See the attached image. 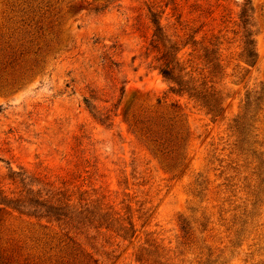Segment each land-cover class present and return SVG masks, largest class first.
<instances>
[{"label": "rangeland", "instance_id": "obj_1", "mask_svg": "<svg viewBox=\"0 0 264 264\" xmlns=\"http://www.w3.org/2000/svg\"><path fill=\"white\" fill-rule=\"evenodd\" d=\"M245 1L0 0V189L12 190L11 171L24 168L118 218L67 236L1 210L2 255L20 264H264V0H249L253 65L239 57ZM148 7L162 12L172 40L201 24L197 39L218 36L219 115L168 90ZM196 54L187 65L198 76ZM246 91L259 104L250 145L239 147L230 125ZM142 127L160 133L159 146ZM128 222L134 232L122 237L117 227Z\"/></svg>", "mask_w": 264, "mask_h": 264}, {"label": "trees", "instance_id": "obj_2", "mask_svg": "<svg viewBox=\"0 0 264 264\" xmlns=\"http://www.w3.org/2000/svg\"><path fill=\"white\" fill-rule=\"evenodd\" d=\"M175 9V8H173ZM249 0H246L240 7L238 14V26L241 28V51L240 59L247 65H253L257 59L255 40L250 29L251 14ZM162 13V12H160ZM160 13L152 7H148V18L153 27L152 36L149 40L151 49L157 51L156 60L159 73L169 82L168 90L179 96H186L189 100L204 108L207 113L217 116L222 111L223 98L214 86V79L223 70L220 50L218 46V36L214 35L206 41L203 34L200 39L195 36L202 24L193 32L183 33L182 36H176L173 39L168 36L161 24ZM177 16V22L179 23ZM180 24V23H179ZM189 47L187 59H184L180 51ZM196 54V59L202 64L198 76L194 72L198 67L193 68L188 62H192L191 56ZM190 67V68H188ZM123 92L121 87V93ZM87 107L88 99H84ZM259 97L246 91L242 103L241 113L233 119L230 128L236 136V144L250 145L247 132L249 126L250 112L258 108ZM117 105V104H116ZM126 111L124 117H126ZM97 120L99 117L94 115ZM146 137L159 146L161 139L160 133L150 128L142 127L139 129ZM14 188L10 191L0 189V211L9 209L21 215L33 217L37 220L56 223L69 236L70 232H77L83 227L89 228H114L118 223V218H113L105 208L98 203H92V200L82 197L79 190L67 193L62 187H55L52 183L45 182L43 178L27 169L20 168L18 171H11L9 175ZM1 221V218H0ZM129 226L119 224L118 230H122L120 236H131L134 232L133 224L128 222ZM182 228H185L183 225ZM130 234V235H129ZM138 260H142L140 255ZM26 261V259H23ZM0 264H20L16 255L4 254L0 252ZM25 264V263H23ZM53 264H73L71 262L56 261Z\"/></svg>", "mask_w": 264, "mask_h": 264}]
</instances>
